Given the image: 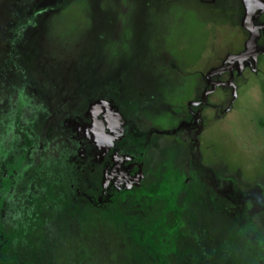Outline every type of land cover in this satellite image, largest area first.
Wrapping results in <instances>:
<instances>
[{"label": "rangeland", "instance_id": "rangeland-1", "mask_svg": "<svg viewBox=\"0 0 264 264\" xmlns=\"http://www.w3.org/2000/svg\"><path fill=\"white\" fill-rule=\"evenodd\" d=\"M0 264H264V0H0Z\"/></svg>", "mask_w": 264, "mask_h": 264}, {"label": "flooded vegetation", "instance_id": "flooded-vegetation-1", "mask_svg": "<svg viewBox=\"0 0 264 264\" xmlns=\"http://www.w3.org/2000/svg\"><path fill=\"white\" fill-rule=\"evenodd\" d=\"M197 120L198 121H200V116H199V113H197ZM106 122L107 123H109L107 120H106ZM109 124H111V123H109ZM104 132H106V130H104ZM103 134H107V133H103ZM110 134V133H109ZM120 136V135H119ZM117 140H118V145L117 146H115L114 147V149H112V153L115 155V158H117L118 156H121V155H125L126 153L128 154V153H130L131 154V152L132 151H130L131 150V145H129L130 143H129V140L128 139H126V135L123 133V135H122V133H121V136L120 137H118L117 136V138H116ZM84 145V149L86 148V145L85 144H83ZM80 149V147H78L77 146V149ZM192 148H193V146L191 147V149H190V151H189V153H190V156L192 155ZM79 149H78V153H79ZM82 152H80L79 153V155L81 154ZM112 153H110V154H112ZM200 154H201V152H200ZM103 156V158L105 157V155H102ZM80 157V156H79ZM81 157H82V154H81ZM100 158V156L98 157V159ZM134 158V157H133ZM97 159V161L98 162H100L101 160H98ZM135 159V158H134ZM193 159V156L192 157H190V160H189V167H190V176H191V178L192 177H195V175H197V170L196 169H199V167H200V165H201V163L198 161V160H194ZM202 161V160H201ZM136 163V161H134V160H131L130 161V163H129V166H128V170L131 168V167H134L135 165H137V164H135ZM105 166V165H104ZM172 170V169H171ZM125 173L127 174V172L125 171ZM111 176H114V172L111 174ZM187 178V177H186ZM191 178H190V180H191ZM219 179H221V177H219ZM185 181H186V179H184ZM192 180H193V178H192ZM223 184V185H222ZM60 186V185H59ZM230 186H231V188H230ZM62 187V186H61ZM61 187H59V188H61ZM217 188V187H216ZM236 188H238L239 189V187H238V185H236V182H235V180H233V181H229V180H222L221 179V181L218 183V190L219 191H229V190H233V189H236ZM254 188V187H253ZM51 189H53V191L52 190H50V192L52 193H57V188H53V187H51ZM251 189V188H250ZM249 189V190H250ZM248 190V189H247ZM55 191V192H54ZM252 208H253V206H252ZM251 208V209H252ZM251 209L250 210H247V212L250 214L251 213ZM240 212H241V210L239 209V214H240ZM249 219L250 218H247V219H244L243 218V221H242V225H244V226H246V224H248V221H249Z\"/></svg>", "mask_w": 264, "mask_h": 264}, {"label": "trees", "instance_id": "trees-1", "mask_svg": "<svg viewBox=\"0 0 264 264\" xmlns=\"http://www.w3.org/2000/svg\"><path fill=\"white\" fill-rule=\"evenodd\" d=\"M24 134L30 138V135L28 136L27 133L24 132ZM194 160H200L201 158V154L199 149L197 148V146H194L192 148V155ZM193 160V161H194ZM235 192L237 193L236 196H240L241 198H234V200H236V202H238V206L240 207L239 209L241 210V212L245 213V215H243L244 217L250 218V214L247 212V210H250L253 207H255L254 202H253V197H250V193L254 191V189H248V190H241L240 188H236L234 189ZM260 244L256 247H259Z\"/></svg>", "mask_w": 264, "mask_h": 264}]
</instances>
